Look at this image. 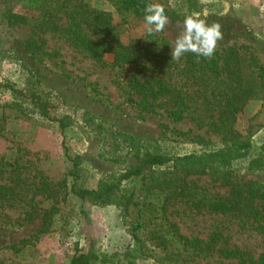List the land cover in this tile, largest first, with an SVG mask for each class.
I'll use <instances>...</instances> for the list:
<instances>
[{
  "label": "rangeland",
  "instance_id": "rangeland-1",
  "mask_svg": "<svg viewBox=\"0 0 264 264\" xmlns=\"http://www.w3.org/2000/svg\"><path fill=\"white\" fill-rule=\"evenodd\" d=\"M141 1L164 5L170 23L158 34L169 43L170 50L184 16L198 13L207 23L221 25L223 39L217 41L215 51L248 47L264 67V0ZM117 3L89 0L91 8L111 16L122 43L143 38L147 34L143 18L118 10ZM39 14L28 0H0V158L7 156L4 162L19 164L30 176L43 175L53 182L63 179L68 171L58 131L14 92L32 79L58 94L65 104L59 115L74 116L75 122L65 136L71 153L80 157V183L85 188L117 181L140 166L147 155L171 161L162 167H147L138 177L121 183L120 196L124 201L131 196L134 204L127 212L115 204L82 207L79 200L71 195L64 197L62 192L54 207L56 225L36 239L31 237L42 227L40 218L26 222L21 205L0 204V264H70L75 253L86 251L92 253L94 264L236 262L216 254L191 259L182 252L179 236L205 242L215 231L226 237L231 248L254 257L263 253L264 235L249 224L243 226L232 216L197 211L183 202L164 199L165 181L178 169L210 194L225 195L228 191L214 175L217 171H230L264 187V90L237 115L235 129L242 142L251 144L248 154L232 161L222 159L219 152L225 145L206 127H197L188 119L172 122L165 115L153 117L138 111L126 94L125 80L130 70L109 65L108 56V65L103 66L76 52L58 35L33 36L34 22H29ZM60 24L63 26L64 20ZM84 112L135 145L114 150L110 135L96 136L83 127ZM208 157L211 160L207 169H200ZM15 160L17 163H13ZM255 160H260L259 165L251 166ZM2 178L0 185L5 184L8 175ZM36 202L42 209L53 208L51 200L43 195H36L30 204Z\"/></svg>",
  "mask_w": 264,
  "mask_h": 264
},
{
  "label": "trees",
  "instance_id": "trees-1",
  "mask_svg": "<svg viewBox=\"0 0 264 264\" xmlns=\"http://www.w3.org/2000/svg\"><path fill=\"white\" fill-rule=\"evenodd\" d=\"M28 2L40 12L36 20L29 22H34L31 24L33 36L45 33L58 35L76 52L103 66L108 65L105 61L108 56L111 58L109 65L130 70L125 80L126 94L138 111L153 117L165 115L172 122L188 119L197 127H206L225 145L219 152L222 159L232 161L248 154L251 144L242 142L235 129L237 115L264 90V67L250 48L227 47L214 51L211 59L188 52L176 61L171 58L169 43L158 33L132 39L128 44L122 43L111 16L91 8L89 0ZM117 5L118 10L132 12L138 18L144 16L145 4L141 0H118ZM21 19L26 21L27 18ZM62 20L65 22L63 26L60 24ZM14 92L25 99L47 125L55 127L61 136L63 157L69 164L65 177L53 182L43 175L30 176V172L27 173L19 164L4 162L7 156L0 158V179L8 175L5 184L0 185V204L5 203L9 207L21 205L26 222L41 219L42 227L31 237L33 239L56 225L57 210L54 207L59 203L62 192L64 197L71 195L79 200L82 207L86 204H115L127 212L134 204L131 196L125 201L120 196L121 183L138 177L147 167H162L171 161L159 155H147L140 166L117 181L101 182L95 189L85 188L80 183V157L71 153L65 136L66 130L75 122L74 116L59 115L64 102L54 90L37 80H28L23 89ZM81 123L96 136L110 135V145L116 151L135 145L87 112L83 113ZM261 150L264 152V145ZM189 157L202 160L201 157ZM210 160L209 157L205 159L204 167L200 169L206 170ZM259 162L255 160L250 165L258 166ZM13 163H17L16 160ZM6 167L9 169L5 171ZM177 172L168 175L169 179L165 181V202H183L197 211L232 216L243 226L249 224L254 231L264 235V187L230 171H217L214 175L228 191L225 195L210 194L188 179V174H181L179 169ZM37 178L39 181L35 183ZM36 195L50 199L53 208L42 209L37 202L31 205ZM132 236L136 238L135 234ZM179 241L182 252L191 259H206L216 254L224 260L236 261L228 264H264V252L254 257L247 251L231 248L219 231L212 232L205 242L180 236ZM70 264H94L92 253L77 252Z\"/></svg>",
  "mask_w": 264,
  "mask_h": 264
},
{
  "label": "clouds",
  "instance_id": "clouds-1",
  "mask_svg": "<svg viewBox=\"0 0 264 264\" xmlns=\"http://www.w3.org/2000/svg\"><path fill=\"white\" fill-rule=\"evenodd\" d=\"M144 29L148 35L163 33L170 23L161 3L148 2L143 7ZM223 39L221 25L207 23L198 13L186 14L182 28L171 47V58L180 61L185 53H195L211 59L216 49L217 41Z\"/></svg>",
  "mask_w": 264,
  "mask_h": 264
}]
</instances>
